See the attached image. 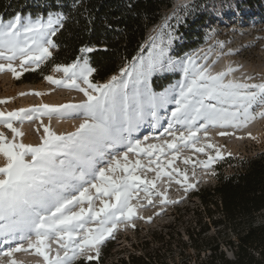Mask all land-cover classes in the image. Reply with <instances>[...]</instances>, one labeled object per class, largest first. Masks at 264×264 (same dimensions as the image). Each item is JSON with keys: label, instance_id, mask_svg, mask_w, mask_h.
Masks as SVG:
<instances>
[{"label": "snow or ice", "instance_id": "snow-or-ice-1", "mask_svg": "<svg viewBox=\"0 0 264 264\" xmlns=\"http://www.w3.org/2000/svg\"><path fill=\"white\" fill-rule=\"evenodd\" d=\"M82 4L83 0H72L66 12L62 0H57L55 10L41 0L39 6L47 7L46 13L17 12L8 19L0 14V73L10 72L20 79L51 59L58 47L53 38ZM196 7L175 4L159 30L154 29L147 54H140L142 46L107 83L91 79L96 71L89 61L93 46L80 47L72 63L57 64L54 72H62L63 78L48 75L45 79L83 93L86 99L81 103L0 110V128L12 133L9 138L0 131V156L6 160L0 166V264H23L16 258L21 252L42 258V264H75L80 256L93 252L86 258L98 259L101 246L115 238L120 225L143 219L138 216L144 206L141 193L149 205L155 197L168 204L178 201L169 200L167 192L158 189L165 178L169 186L174 181L185 191L196 188L189 182L187 169H180L176 161L194 165V178L196 167L211 170L224 159L222 148L207 142L210 129H222L220 136H235L258 118L264 119V80L253 82L251 75L236 78L240 68L231 65L214 71L217 61L208 63L212 48L206 53L201 49L183 56L172 54L181 39L179 25ZM225 47L216 41V48ZM234 54L229 49L219 56ZM165 73H178L180 79L161 92L153 91L151 78ZM9 102L0 100V105ZM170 106L174 107L169 111ZM44 117L49 124H44ZM53 118L80 119L81 123L73 132L57 134L51 128ZM35 120L43 129L40 142L26 144L22 126ZM145 125L152 135L141 137ZM187 150L207 158L193 161L183 156ZM130 155L137 158L130 160ZM149 172L155 175L149 178Z\"/></svg>", "mask_w": 264, "mask_h": 264}, {"label": "rangeland", "instance_id": "rangeland-1", "mask_svg": "<svg viewBox=\"0 0 264 264\" xmlns=\"http://www.w3.org/2000/svg\"><path fill=\"white\" fill-rule=\"evenodd\" d=\"M172 2L174 5L188 3L197 6L196 10L179 25L177 34L181 39L175 43L173 55L183 56L201 49L206 53L212 48L215 50L209 54L208 63L217 61L214 71L224 70L231 65L240 68V71L234 73L236 78L251 75L255 77L253 82L264 80V0H172ZM172 9L164 13L161 23L149 30L144 43V52L140 54H147L146 45L155 35L154 29L159 30L164 17L169 15ZM196 33L201 34L200 37ZM210 35H212L211 39H209ZM217 40L224 42L226 47L222 50L216 48ZM229 49L235 51L236 54L219 56V53L228 52ZM55 51L56 49L53 50L52 58ZM51 59L35 71L24 72L20 79H15L10 72L0 73V100L10 101L0 105V110L13 111L20 108L39 107L42 104L61 105L81 103L85 100L83 93L57 87L45 79L48 75H53L57 79L63 78L62 72H54L55 66L50 65ZM119 73L115 75L118 76ZM26 74H31L29 78L33 81L27 80ZM112 76L106 81H97L93 76L91 79L94 83H107ZM178 79H180L178 73L157 74L151 78V87L153 91L161 92ZM36 92L44 93V95H34L33 93ZM21 93L28 94L21 95ZM172 107L174 106L169 107V111ZM43 120L44 124H49L47 117ZM80 123V119L59 120L56 118L50 122L51 128L57 134L73 132ZM162 123L166 125L167 121ZM16 127H21V125L17 124ZM37 128H40L39 120L26 121L23 124L24 143L36 145L40 142L43 129L40 128L38 132ZM161 130L162 128L158 129L157 134ZM0 131L11 138L10 130L0 128ZM220 131L222 129L219 128L209 130L207 142L220 146L225 154L224 159L218 160L211 170L196 167V175L193 178L194 165H185L182 160L176 161V166L180 169H187L189 182L195 183L196 188L185 191L182 185L174 181L169 186L165 178V182L158 184V189L166 191L168 199L178 201V203L161 204V198L155 197L153 204L149 205L141 193L140 203L144 206L138 209V216H142L143 219L134 218L131 223L120 225L114 233L115 238H109L101 246L98 259L88 260L86 258L87 255L94 256L93 252L86 253L77 260L84 258L85 261H98L102 258L105 264H202L208 261L212 253L210 247L215 245L212 239L218 236L223 228L213 225L218 215L207 214L197 194L216 185L219 168L230 159L254 156L264 150V119L258 118L248 127L236 131L235 136H220L218 135ZM144 135H152V130L148 125L141 130L140 136ZM237 137H242V139ZM200 139L202 144L206 142L203 133H200ZM157 142L149 141V143ZM206 151L209 154H215L213 149H206ZM183 156L190 157L193 161L207 158L205 154L195 153L194 150L185 151ZM129 158L135 160L137 157L130 155ZM142 162L147 163L146 160ZM5 163V158L0 156V166H4ZM231 167L232 165H229L224 169L228 173ZM147 175L152 178L155 174L149 172ZM136 203L137 201L134 200L133 204ZM223 235L224 233L221 234ZM53 247L57 246L53 245ZM221 251L225 256L233 258L232 252L227 247H222L218 255ZM16 258L23 261V264H42V258L23 252L17 253Z\"/></svg>", "mask_w": 264, "mask_h": 264}, {"label": "trees", "instance_id": "trees-1", "mask_svg": "<svg viewBox=\"0 0 264 264\" xmlns=\"http://www.w3.org/2000/svg\"><path fill=\"white\" fill-rule=\"evenodd\" d=\"M40 3L41 0H0V14L8 19L17 12L46 13L48 8L40 7ZM62 3L64 11L71 10L72 0ZM47 4L53 10L57 8V0H47ZM173 6L172 0H83L65 28L53 38L58 47L50 65H68L77 58L80 47L93 46L95 50L89 54L90 64L96 69L93 77L106 81L140 53L149 30L161 23L164 13ZM30 75L25 77L33 81ZM229 165L232 167L227 173L224 167ZM219 171L216 185L197 194L205 212L218 215L213 225L223 228L212 239V253L202 264H264V150L254 156L230 159ZM222 247H227L233 258L222 251L218 255ZM75 264L105 263L102 258H81Z\"/></svg>", "mask_w": 264, "mask_h": 264}]
</instances>
